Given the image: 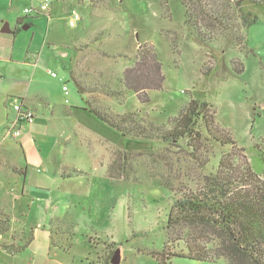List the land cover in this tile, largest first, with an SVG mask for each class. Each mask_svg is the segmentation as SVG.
<instances>
[{"label":"rangeland","instance_id":"rangeland-1","mask_svg":"<svg viewBox=\"0 0 264 264\" xmlns=\"http://www.w3.org/2000/svg\"><path fill=\"white\" fill-rule=\"evenodd\" d=\"M43 1L0 0V24L13 27L17 16L26 17L15 36L14 58L36 63V78L57 92L63 83L50 78L47 69L62 78L68 88L67 94L61 90L66 105L86 106L88 100L114 115L132 113L167 126L199 93L213 106L216 123L245 150V161L264 179V164L254 149L264 155V12L244 31L245 45L237 46L226 37L199 41L185 23L180 0H102L103 5L92 7L87 0H50L48 12L24 14L26 9L39 10ZM73 10L80 20L71 27ZM147 45L154 49L164 83L160 91L148 92L149 103L140 105L133 92H119L118 82L134 64L139 47ZM233 64L242 65L239 74ZM203 68L213 69L206 83ZM73 71L87 94L78 91ZM91 115L61 118L67 141L39 140L26 164L22 159V170L27 167L24 182L22 174L0 168V196L10 198L6 208L18 232L26 223L27 233L37 229L40 236L67 247L63 264H111L115 256L116 264H160L150 253L161 252L167 239L174 251L194 240L216 260L174 257L165 264H230L222 257L220 232L186 226L165 230L173 204L203 192L206 176L216 171L228 148L217 146L202 154L208 159L202 164L184 149L123 137ZM5 139L14 146L12 140L18 138L5 133ZM118 152L128 156L129 180L108 177ZM53 160L83 174L55 177Z\"/></svg>","mask_w":264,"mask_h":264},{"label":"trees","instance_id":"trees-1","mask_svg":"<svg viewBox=\"0 0 264 264\" xmlns=\"http://www.w3.org/2000/svg\"><path fill=\"white\" fill-rule=\"evenodd\" d=\"M87 1L91 7L103 5L102 0ZM180 1L186 25L203 43L226 37L237 46L245 45L244 31L255 24L264 12V0ZM242 69V65L236 68L233 64L234 72L239 74ZM212 71L203 68V83L210 81ZM74 81L80 93H88L79 81ZM118 83L119 92H133L140 105L149 103L148 92L162 89L164 76L151 45L139 47L134 64L123 71ZM200 97L199 93H194L178 115L168 120L167 126L144 121L132 113L114 115L107 108L100 104L93 105L88 100L85 109L123 137L156 141L184 149L202 164L208 162L207 157L202 159V154L211 153L217 146L228 148L229 152L221 157L216 171L206 176L203 192L184 196L173 204L168 212L165 230L168 232L179 226L216 230L225 242L222 257L230 264H264V179L245 161V150L216 123L213 106ZM254 149L259 153V162L264 164L263 153L257 146ZM127 165L128 156L118 152L108 169L109 179L129 180L125 175ZM60 174L62 178H71L83 173L64 168ZM5 224L0 219L1 234L7 230ZM170 244L167 239L161 252L150 254L160 264L174 257L215 263L216 259L208 249L194 240L184 242L180 251H174ZM51 246L69 253L67 247L55 244L52 239ZM4 249L17 252L11 247L5 246Z\"/></svg>","mask_w":264,"mask_h":264},{"label":"crops","instance_id":"crops-1","mask_svg":"<svg viewBox=\"0 0 264 264\" xmlns=\"http://www.w3.org/2000/svg\"><path fill=\"white\" fill-rule=\"evenodd\" d=\"M15 19L16 23L13 27L8 25L9 31H11L10 35L1 32L0 24V168L8 167L15 175L22 174L24 182L27 176V167L22 170V159L26 164L28 153L34 150L38 141L51 137L66 142L68 136L63 130L65 128L61 123V118L76 120L78 115H91V113L85 109L86 106L66 105L62 88L57 92L55 87L49 88L40 82L36 78V63L34 64L31 60L27 61V59L14 58L15 36L19 33L21 23L23 24L26 17L17 16ZM3 21L4 19H1L0 23ZM30 68H33L32 71ZM47 70L53 71L50 68ZM70 74L73 80L79 81L75 71ZM15 99H23L25 104L35 112L36 119L33 124L21 128L20 137L12 140L14 144L12 146L6 143L5 133L8 134L5 131L14 119L12 105ZM24 153H27V156ZM53 167H56V171L52 174L55 177L58 175L60 178H62L60 174L62 169H70L64 167L57 160H53ZM12 192L14 191H10V193ZM7 196H0V219L6 222L5 227H7L5 233H0V264H63L62 258L66 257L65 253L61 248L49 246L51 240L47 235L46 238L40 236L37 229H30L31 231L27 233L26 223L21 232H18V229L13 225V216L6 208L5 201H10ZM5 246L14 248L17 252L7 251L4 249Z\"/></svg>","mask_w":264,"mask_h":264},{"label":"built area","instance_id":"built-area-1","mask_svg":"<svg viewBox=\"0 0 264 264\" xmlns=\"http://www.w3.org/2000/svg\"><path fill=\"white\" fill-rule=\"evenodd\" d=\"M50 5V0H44L43 3L40 6L39 10L34 9H26L24 11L25 15H29L31 13H35L36 15H39L43 12H48V7ZM80 20V16L77 14L76 11H72L70 13V21L69 25L73 27L77 21ZM32 58L34 59L35 56L33 54ZM48 75L53 79H58L60 82H63L62 78H60L55 72L51 70H47ZM62 90L67 94V87L64 85ZM12 110L14 112V119L9 124L7 129L8 136L12 137L13 139H16L20 137L21 134V128L23 126L31 125L34 123L36 119V114L28 105L25 104L23 99H15L12 105Z\"/></svg>","mask_w":264,"mask_h":264},{"label":"water","instance_id":"water-1","mask_svg":"<svg viewBox=\"0 0 264 264\" xmlns=\"http://www.w3.org/2000/svg\"><path fill=\"white\" fill-rule=\"evenodd\" d=\"M29 26H23V29H27ZM2 33H9V26L8 24H5L2 29H1ZM117 263V257H113V259L111 260V264H116Z\"/></svg>","mask_w":264,"mask_h":264}]
</instances>
